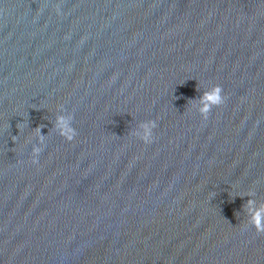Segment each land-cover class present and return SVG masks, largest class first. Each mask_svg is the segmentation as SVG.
Masks as SVG:
<instances>
[{
	"label": "water",
	"instance_id": "water-1",
	"mask_svg": "<svg viewBox=\"0 0 264 264\" xmlns=\"http://www.w3.org/2000/svg\"><path fill=\"white\" fill-rule=\"evenodd\" d=\"M251 198L264 0H0V264H264Z\"/></svg>",
	"mask_w": 264,
	"mask_h": 264
},
{
	"label": "clouds",
	"instance_id": "clouds-1",
	"mask_svg": "<svg viewBox=\"0 0 264 264\" xmlns=\"http://www.w3.org/2000/svg\"><path fill=\"white\" fill-rule=\"evenodd\" d=\"M211 99H208V97ZM223 96L221 95V89L219 86H215L208 91L203 92L199 102L196 104V111L207 118L208 113L214 106H218L223 103ZM73 117L71 114H60L56 116L55 127L61 135L68 139H71L75 135V129L72 127ZM156 124L154 121H147L140 123L134 131V135L145 143L150 142L152 137V129L155 128ZM41 135V141H42ZM42 148L39 146H33L32 152L35 157H38ZM34 163L37 160L34 159ZM251 197V195L249 196ZM246 214L249 222L253 228L257 231H264V204H257L254 199H249L246 207Z\"/></svg>",
	"mask_w": 264,
	"mask_h": 264
}]
</instances>
